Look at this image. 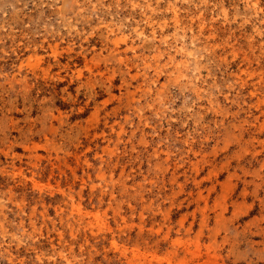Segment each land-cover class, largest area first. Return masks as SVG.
<instances>
[{"label": "rangeland", "instance_id": "374dc122", "mask_svg": "<svg viewBox=\"0 0 264 264\" xmlns=\"http://www.w3.org/2000/svg\"><path fill=\"white\" fill-rule=\"evenodd\" d=\"M0 264H264V0H0Z\"/></svg>", "mask_w": 264, "mask_h": 264}]
</instances>
